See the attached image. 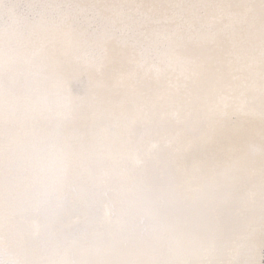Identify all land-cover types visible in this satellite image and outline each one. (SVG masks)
Segmentation results:
<instances>
[{"label": "snow or ice", "instance_id": "snow-or-ice-1", "mask_svg": "<svg viewBox=\"0 0 264 264\" xmlns=\"http://www.w3.org/2000/svg\"><path fill=\"white\" fill-rule=\"evenodd\" d=\"M0 264H264V0H0Z\"/></svg>", "mask_w": 264, "mask_h": 264}, {"label": "bare ground", "instance_id": "bare-ground-1", "mask_svg": "<svg viewBox=\"0 0 264 264\" xmlns=\"http://www.w3.org/2000/svg\"><path fill=\"white\" fill-rule=\"evenodd\" d=\"M23 2H48V3H74V2H82V0H23ZM119 2H127V3H139V2H154V3H174V2H187V3H212L219 2V0H119ZM86 83V79H85ZM105 173H110L108 165H102L95 170V175L103 176ZM78 216L77 212H74L71 219L75 220ZM42 222V216H35L33 218V227L37 226Z\"/></svg>", "mask_w": 264, "mask_h": 264}]
</instances>
